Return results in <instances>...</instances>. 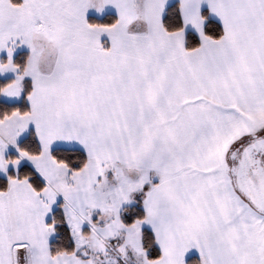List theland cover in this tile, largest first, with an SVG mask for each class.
<instances>
[{
	"label": "snow or ice",
	"instance_id": "6c2138e0",
	"mask_svg": "<svg viewBox=\"0 0 264 264\" xmlns=\"http://www.w3.org/2000/svg\"><path fill=\"white\" fill-rule=\"evenodd\" d=\"M0 264H264V0H0Z\"/></svg>",
	"mask_w": 264,
	"mask_h": 264
}]
</instances>
